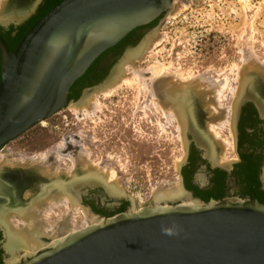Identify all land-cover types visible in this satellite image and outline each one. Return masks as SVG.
Listing matches in <instances>:
<instances>
[{
	"label": "rangeland",
	"instance_id": "374dc122",
	"mask_svg": "<svg viewBox=\"0 0 264 264\" xmlns=\"http://www.w3.org/2000/svg\"><path fill=\"white\" fill-rule=\"evenodd\" d=\"M6 1L8 0H0V6ZM36 2L37 5L41 3L35 0L34 4ZM175 2L178 12L169 13L147 30L133 35L109 66L101 69L99 74L97 73L99 61L93 73L78 85L84 87L91 82L94 88L83 93L77 90L73 99L75 104L71 103L66 109L8 143L0 152V165L4 155L8 154L28 164L27 167L30 166L29 168L39 176V171L43 170L39 168L38 162L45 157L49 166L59 165L62 173L75 172L83 170V163H74V159L76 160L80 154L84 157L88 155L89 167L91 169L95 167L94 170L102 174L105 171V174L110 175L106 183L118 184L117 187L121 188L125 195L117 201L107 194L105 186L84 185L79 188V195L81 194L84 200L91 198L104 201L105 205L118 206L117 209L122 208L126 211L171 206L173 201L159 204L154 196L165 189H173L179 183L182 184L181 165L187 159L190 139L188 134L187 138L184 134L182 136L178 120L172 115H166L164 110H168L167 105L163 104L160 97L156 96L158 100L153 97V93L160 94L162 91L159 77L162 80L176 78L175 81L174 78L170 79L168 85L164 86L168 90L171 88L172 91L174 87L170 81L174 84L178 78L184 79V83L180 80L184 85L188 83L181 87L183 90L196 86L195 81H205L207 77L217 82L227 80L230 87L224 90L221 99L218 100L220 110L218 104L214 102L212 104L213 99L210 96L211 103L207 112L211 115L212 110H215L212 116L206 115L205 120L208 119V123L211 124H206L208 135L213 133L222 142L223 148L221 147L217 154L220 158L216 157L219 162L216 159L218 163L215 165L226 167L235 160L234 131H231L228 123L220 129L214 128L216 125L211 121L216 120L217 123L220 121V124L228 117L226 120L232 122L234 105L238 97L231 90L240 89L242 75L264 76V0H175ZM32 7L31 13L29 12L21 23L3 24L16 25L24 30L40 12L38 6ZM148 39H151V43L143 56L139 60L128 62L129 52L137 50ZM152 70L161 71L156 79L158 82L153 81L156 77L152 75ZM118 71L121 74L117 73ZM114 74V81L120 85L118 84L109 94L106 91L112 87L104 86L110 82ZM165 74L168 77L164 76ZM200 76L204 78L199 80ZM125 78L131 82H127ZM191 79L195 80L192 82ZM144 81H147V84H144ZM194 89H192L194 93L203 91L199 90L200 87ZM207 89L204 88V91L208 93ZM86 98H90L88 105L82 106ZM153 101H156L155 104ZM159 101L162 103L158 104ZM216 107L222 115L218 114ZM224 142L227 148L226 145L223 146ZM211 163L214 165L215 162L211 160ZM56 206L47 214L45 220L50 227L58 229L65 223L63 222L65 219L69 220V213L73 210L69 202ZM84 209L87 210L88 207L79 203V207L73 211V217L70 218L71 221L69 220L71 232L91 225L87 222ZM9 221L17 224L23 222L17 215ZM5 239L4 236L3 241L6 243ZM42 240L47 247L52 243L48 237H42ZM42 251L43 249L37 250L34 254ZM5 256L7 264H19L25 254L21 252L16 262H10L12 258L7 252Z\"/></svg>",
	"mask_w": 264,
	"mask_h": 264
},
{
	"label": "water",
	"instance_id": "95a60500",
	"mask_svg": "<svg viewBox=\"0 0 264 264\" xmlns=\"http://www.w3.org/2000/svg\"><path fill=\"white\" fill-rule=\"evenodd\" d=\"M174 2L64 0L33 25L14 51L0 38V152L75 104L72 88L94 63L134 31L161 21ZM171 204L111 218L88 207L98 224L25 255L19 264H264V204L199 199L192 205Z\"/></svg>",
	"mask_w": 264,
	"mask_h": 264
},
{
	"label": "bare ground",
	"instance_id": "6f19581e",
	"mask_svg": "<svg viewBox=\"0 0 264 264\" xmlns=\"http://www.w3.org/2000/svg\"><path fill=\"white\" fill-rule=\"evenodd\" d=\"M34 2H35V0H8L6 2H3L2 5L0 6V20L3 22H5V21H7V22H19V21H21L22 19H24L26 16H28L31 13L30 11H32V6H33ZM174 12H178L176 2H174V8H173L172 13H174ZM150 43H151V39H148L147 41H145L140 46L139 49H137V50L135 49L136 51L134 50L133 52L130 51L128 58H127L129 60L128 62L137 60V56H139V54L145 49L146 45L148 48V45ZM122 67H124V64ZM120 71H118L117 73L121 74ZM165 71H167V70H165ZM123 72H124V70H123ZM159 72H161V71L159 70ZM159 72L152 70V75L156 77V78L154 77L155 79H153V81L157 79V77L159 76ZM176 74H177V72L174 73V76ZM243 74H244V72H243ZM245 74H247V73H245ZM171 75H173V74H171ZM150 76H151V74H150ZM161 76L163 77V75H161ZM164 76H167V74H165ZM244 76L243 75L241 76V77H243V79L241 81L240 89L238 91H234V88H233V90H231L232 93L234 95H236L239 99L240 97H242V95L244 96L246 94L247 89H251L256 95L264 96V76L263 77H261L260 75H256V76L254 75L253 76L251 74L248 76H246V75H244ZM163 78H165V77H163ZM169 78L170 79L174 78V81L176 79L175 77H173V78L169 77ZM202 78H204V77H202ZM202 78L200 76L199 80H201ZM207 78H206L207 81L206 80L205 81H195L197 85L193 86V87H195V89L200 87L199 90H203V91H198V92L196 91V93H194L192 90V89H194L193 87H191V88L188 87L184 90H183V88H181L182 86H185L186 84H188V83H185V85L183 84L184 79L182 80L181 78H178L177 82H175L174 84H173V81H170V82H172L170 84L172 85V87H174L173 91H172L171 88L169 90L165 88L166 87L165 84L169 83L170 79L169 80L168 79L162 80V78L159 77L158 81L160 82L159 79H161V84H162L159 86H161L162 88L161 87H158V88H161L162 91H161V93L158 91L160 94H158L156 92L157 94L155 93L156 94L155 95L151 90V93H153V95H154L153 97L156 100H158V97L156 98V96L158 95L160 97L161 101L163 102V104L165 103L167 105L168 110H164V111H166L165 112L166 115H172L175 117V119L178 120V122H179L178 124L181 126L182 136H183V134L185 135L187 133V131L192 130V128H191L192 126L196 127V129L199 130L205 136L206 142L208 143L207 145H205V147L207 148L208 151L206 150V148H205V150L207 152H209V154H211V156L216 157L218 152L221 150V147H222L221 143L222 142H220V139L217 138V136L215 137L213 135V133L212 134L210 133L208 135V132L206 130V127L208 125H206V124L209 122V120L208 119L205 120V118H206V115H208V116L210 115V113L207 112V108L210 107L209 104L211 102H212V104H214V103L218 104L219 103L218 100L221 99L222 94L224 93V90H226V88H228V86L230 87V85L227 83V80H225V81L219 80V82H217V81H213L212 80L213 78L211 80L207 79ZM125 79L127 82H131V80H129L127 78H125ZM111 80L113 81V84H111L112 88L106 91V93L108 92L109 94H111V90H114L115 87H117L119 84V82H116V81L114 82L115 74ZM180 80H182L183 83H181L182 81H180ZM191 80L193 82L195 79L194 80L191 79ZM112 81H110V82H112ZM146 82L147 81H144V84ZM120 83H121V81H120ZM150 83H151V81H150ZM150 86L152 87V85H150ZM178 87H180L181 89L180 88L178 89ZM147 88L148 87H146V89ZM204 88H208L207 89L208 93L206 91H204ZM230 89H232V88H230ZM209 91H210V93H209ZM210 96L212 97L213 101H211L209 103V99H211ZM85 97H87V96H85ZM253 97H254V95H253ZM89 99L90 98H86V101H84L81 105L87 106ZM236 101H238V100H236ZM153 102L155 104L156 101H153ZM162 102L159 101L158 104H160ZM81 105H80V108L82 107ZM219 105L220 104H218L217 106H218V109L220 110ZM155 106H158V105H155ZM160 106H162V105H160ZM91 108H93V107L91 106ZM221 108H222V105H221ZM232 108H234V107H232ZM212 109H213V107H212ZM218 109L216 107V110H218ZM213 110H215V109H213ZM213 110H212L210 116H212V113H214ZM219 110H218V114H219ZM216 112H215V114H216ZM165 113H164V115H165ZM216 115H214V116H216ZM219 115H222V114H219ZM170 119H172V118H170ZM175 119L173 121H175ZM226 119L225 120L223 119L224 123L221 120L222 123L219 124L220 121L217 123L216 120L214 121L211 118V120H212L211 122H213V125H216V126H214V128L217 127L219 129L222 127H225V124L228 123L229 126L231 127V131H233V129H232L233 123L228 122ZM208 124L211 125L210 123H208ZM180 126H178V127L180 128ZM221 131H222V129H221ZM182 136H180V137H182ZM199 140H201L200 142H203L202 139H199ZM200 145H203V144H200ZM223 146H225L227 148V144L225 142L223 143ZM43 156H45V155H43ZM87 156L88 155H86L85 156L86 158H85L84 156H82L80 154V156L77 157L76 160L74 159V163L75 162H82L83 163L82 164L83 170L80 169V170H77L75 172L69 171V172H64V173H62L63 170H61L59 165L58 166L56 165V167H54L55 165L49 166L47 163L48 161L46 160L45 157H43L38 162L39 168L41 170H43V171L38 170L40 172V175L38 176V174H36L35 171H33V170H31V168H29L30 166L27 167L28 164L22 163L23 161L22 162L18 161L17 157L14 156V158H13L8 154L4 155L3 162L0 165V179L3 182H5L3 190H1V192H0V226L5 228V231H6V234L8 237V243H7L6 249L12 255V261L16 260L19 257V256H17V253H19L20 251H22L23 254H25V255H31V254H34L37 250L44 249L46 245L44 244L45 242H43L42 237L51 238L52 242H56V241L64 239L65 237H67L68 235L73 233L70 231L72 228L70 227L71 224H69V220H70V218L73 217V213H74L73 211L75 209H77V207H79V203H80L79 201L80 200L78 198H80V195H81V194L79 195V188L83 187L84 185H92V186L103 185L106 187V191L108 190V193L111 196L117 197V198H120V197L125 195L123 190L121 188L117 187L118 184L116 185V184H112V183H108V184L106 183L107 178L110 175L108 176L107 173L105 174V171L102 174L101 172L94 170L95 167H93V169H91L89 167L90 162L87 160ZM208 156H210V155H207V157ZM218 156H220V155H218ZM218 158H220V157H218ZM218 162H219V160H218ZM35 164H36V162H35ZM91 166H93V165H91ZM60 170H61V172H60ZM41 174H43V175H41ZM0 189H2V187ZM184 197H185V193L183 191L182 185L179 183V185H177L173 189H170V188L165 189L161 193L155 194L154 199H156L155 201L160 204L162 202L167 203L169 201L176 202L179 199L183 200ZM184 201H185V199H184ZM64 202H66V203L69 202L70 206L72 205L73 211H70V213H69V220L65 219L63 221L65 223H63L61 226H59L58 229L50 227L48 225L47 221L45 220V217L47 216V214L51 210L54 209L55 205L60 206ZM193 202L194 201H188L187 204L192 205ZM136 211H140V210L138 209ZM84 212L86 214L87 222L91 223V225H95V224H98L100 222L99 218L97 216L95 217L92 214H90V211L88 209L87 210L84 209ZM14 215L19 216V218H21V220L23 222H20L19 224H17L13 221H9V219L15 217Z\"/></svg>",
	"mask_w": 264,
	"mask_h": 264
},
{
	"label": "flooded vegetation",
	"instance_id": "af4514ba",
	"mask_svg": "<svg viewBox=\"0 0 264 264\" xmlns=\"http://www.w3.org/2000/svg\"><path fill=\"white\" fill-rule=\"evenodd\" d=\"M62 1L64 0H40L41 3L38 5L37 2L33 4V6H38L40 12L30 21L24 30H21V27H17L16 25L8 26L7 24H2L3 21H1L0 38L7 46L8 50L10 52L14 51L25 36L24 35L22 37V34L26 31V29L30 27L32 23H36L45 17L43 16L39 19L41 12H45L50 9L52 10ZM158 21L153 22L145 28L137 30L134 35H138L140 32L147 30ZM4 23L9 22L5 21ZM122 47L123 46L114 49L113 51H109L99 60L100 66L97 73L100 74L101 69L109 66L110 63L115 60ZM110 86L111 85L108 87ZM92 88H94V84L90 82L84 87H75V90L83 93L85 90ZM73 94L74 93L71 91L70 100L73 97ZM237 100L238 101H236L234 106V120L232 119V129L234 131L236 141V159L231 161V163H229L225 168L215 167L213 163H211L212 160L215 162L214 164H217L218 162L216 157L218 156H211V154L207 152L208 150L205 145L208 143L206 142L205 136L197 130L196 127L192 126V130H189L190 132L187 131L185 134L189 135L188 139H190V144L186 162L181 169V176L183 178V185H181L185 193V201L184 199H179L182 202L199 199L204 202L216 201L228 203H248L252 200L264 204V96L256 95L251 89H247L246 94L244 96L242 95V97ZM199 139H202L203 142H200L201 140ZM207 155L210 156L207 157ZM4 185L5 182L0 179V188L2 187L0 192L3 190ZM96 186L99 187L103 185ZM106 192L115 200L117 199L118 201V199H120L111 196L108 193V190ZM80 197V203L86 205L87 207H91L96 214L101 215L102 217L111 218L126 212V210H123L122 208L117 209L118 206L113 207L105 205L104 201L100 202L91 198L86 199L88 200L86 201L82 198L83 196ZM4 236L6 238V243L3 241ZM7 243L8 237L5 228L0 226V264H7L5 256L6 252L12 258V255L6 249ZM21 252L22 251L17 253V256L20 257ZM16 261L17 259L14 261L11 260L10 262Z\"/></svg>",
	"mask_w": 264,
	"mask_h": 264
},
{
	"label": "trees",
	"instance_id": "16d2710c",
	"mask_svg": "<svg viewBox=\"0 0 264 264\" xmlns=\"http://www.w3.org/2000/svg\"><path fill=\"white\" fill-rule=\"evenodd\" d=\"M51 11V9L50 10H48V11H45V12H41V14H40V17H39V19L40 18H42L43 16H46L49 12ZM35 24V22L34 23H32L31 25H30V27H28L27 29H26V31L22 34V37L24 36V35H26V33L33 27V25ZM139 30V29H138ZM137 31V30H136ZM136 31H134L133 33H131L124 41H122L119 45H117L115 48H113V49H110V50H108L106 53H104L95 63H94V65L88 70V72L80 79V80H78L77 82H76V84L74 85V87L72 88V92L74 93L73 94V97L71 98V100H73V99H75V97H76V90H75V87H77L83 80H85V78H87L91 73H93V71H94V68H95V66L97 65V63L99 62V60L103 57V56H105V54H107L109 51H113L114 49H117V48H120L121 46H124L128 41H129V39L134 35V33L136 32ZM21 37V38H22Z\"/></svg>",
	"mask_w": 264,
	"mask_h": 264
}]
</instances>
